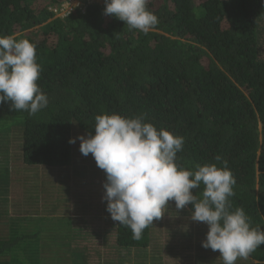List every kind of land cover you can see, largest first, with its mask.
Segmentation results:
<instances>
[{
  "label": "trees",
  "instance_id": "trees-1",
  "mask_svg": "<svg viewBox=\"0 0 264 264\" xmlns=\"http://www.w3.org/2000/svg\"><path fill=\"white\" fill-rule=\"evenodd\" d=\"M64 1L0 0V36L36 44L37 83L49 99L32 116L0 104V118L17 122L22 163L73 164L79 139L70 144L69 138L94 134L96 115L142 114L158 130L184 137L177 163L186 169L227 161L236 179L231 210L243 208L253 227L264 228V0H148L159 23L147 34L105 15V0L52 18L48 7ZM204 188L192 191L202 198ZM192 211L191 204L178 210L181 216ZM115 224L118 250L153 248L152 257L160 258L152 225L134 240L129 227ZM198 224L175 223L176 240L186 238L182 248L204 249L208 227ZM18 227L0 218V264H73L67 231L56 239L37 230L19 234ZM235 264H264V245Z\"/></svg>",
  "mask_w": 264,
  "mask_h": 264
},
{
  "label": "clouds",
  "instance_id": "clouds-1",
  "mask_svg": "<svg viewBox=\"0 0 264 264\" xmlns=\"http://www.w3.org/2000/svg\"><path fill=\"white\" fill-rule=\"evenodd\" d=\"M79 3L75 9L82 13L90 4H104L103 0ZM147 4L148 0H105L103 11L123 21L130 30L147 34L159 23ZM52 18L61 17L53 13ZM36 47L28 39L0 36V104L10 102L12 111H26L29 116L49 103L37 83L42 68ZM94 126V134H78L70 137L69 143L79 139L80 152L91 154L104 171L102 199L107 201L106 210L113 221L131 229L134 240H140L144 229L159 220L169 202L174 201L177 210L192 205L191 220L208 227L202 247L218 251L224 264H235L238 258L247 260L264 245V228L253 227L243 208L231 210L229 197L234 195L236 179L227 161H223L224 167L208 163L197 164L195 171L186 169L177 163L184 137L163 128L158 130L142 114H99ZM215 160L219 162L221 157L217 155ZM201 184L205 188L199 198L192 190Z\"/></svg>",
  "mask_w": 264,
  "mask_h": 264
},
{
  "label": "rangeland",
  "instance_id": "rangeland-1",
  "mask_svg": "<svg viewBox=\"0 0 264 264\" xmlns=\"http://www.w3.org/2000/svg\"><path fill=\"white\" fill-rule=\"evenodd\" d=\"M79 1L84 0H70L73 10L80 5ZM66 16L59 15L61 18ZM260 37L263 45L261 55L264 56V33ZM16 123L0 118V218L5 217L8 223L19 225L15 229L23 231L19 234L29 235L37 230L41 235L52 234V238L58 239L67 231L68 241L73 246L68 252L73 256V264H90L84 260L86 255L91 256L88 261L92 264H144L159 258L150 254L153 248L118 250L115 243L116 224L106 210L107 201L102 199L105 193L104 171L96 163L87 164L94 161V157L82 155L78 150L79 140L76 152L72 150L73 164L63 167L27 165L22 163ZM81 176L86 177L85 182ZM179 213L175 202L170 201L163 216L153 221L150 229L156 249L153 253L158 252L161 259L149 263L199 264L202 260L204 264H224L218 251L182 248L186 238L176 240L175 236L180 232L175 223L200 224L191 220V214L181 216ZM173 232L175 235L172 238ZM175 252L179 253L178 256L173 255Z\"/></svg>",
  "mask_w": 264,
  "mask_h": 264
},
{
  "label": "built area",
  "instance_id": "built-area-1",
  "mask_svg": "<svg viewBox=\"0 0 264 264\" xmlns=\"http://www.w3.org/2000/svg\"><path fill=\"white\" fill-rule=\"evenodd\" d=\"M93 1L94 0H87V3H90V2H93ZM50 9L57 16H59V15H62V16L68 15L73 10L71 8L70 0L65 2V3L60 4L58 6H52Z\"/></svg>",
  "mask_w": 264,
  "mask_h": 264
}]
</instances>
